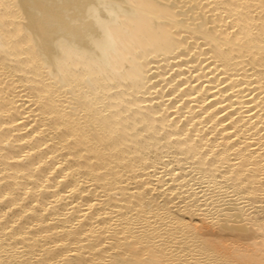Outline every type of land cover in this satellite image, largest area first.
<instances>
[{"label":"bare ground","instance_id":"6f19581e","mask_svg":"<svg viewBox=\"0 0 264 264\" xmlns=\"http://www.w3.org/2000/svg\"><path fill=\"white\" fill-rule=\"evenodd\" d=\"M0 264H264V0H0Z\"/></svg>","mask_w":264,"mask_h":264}]
</instances>
